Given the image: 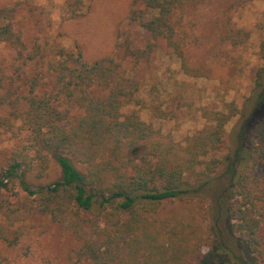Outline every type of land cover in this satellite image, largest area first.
Instances as JSON below:
<instances>
[{"label": "trees", "instance_id": "16d2710c", "mask_svg": "<svg viewBox=\"0 0 264 264\" xmlns=\"http://www.w3.org/2000/svg\"><path fill=\"white\" fill-rule=\"evenodd\" d=\"M200 1L133 0L128 20L151 38L143 46L126 39L120 45L125 57L139 65L161 40L185 66L175 15ZM224 29L222 44L234 51L248 44L249 31ZM0 44L24 46L14 8L0 9ZM227 58L235 64L241 60L231 52ZM48 72L49 88L39 87L37 78L15 101L6 98L12 120L2 119V127L14 135L25 130L27 137L19 139L0 170V264H5L1 247L17 246L36 217L74 237L72 264H208L209 255L201 249L209 239L201 229L184 219L162 218L160 209L169 201L199 196L221 169L230 180L219 215L223 226L264 264V68L254 89L258 97L247 110L204 109L206 126L185 143L163 137L137 112H123L126 105L140 103V84L115 56L91 60L61 48L48 61ZM239 114L237 142L225 154L227 125ZM153 115L173 116L159 107ZM49 163L59 167L61 179L34 189L30 176L41 180ZM16 182L27 196L5 197ZM214 200L219 203L220 197ZM213 243L209 263L223 264L227 255Z\"/></svg>", "mask_w": 264, "mask_h": 264}, {"label": "rangeland", "instance_id": "374dc122", "mask_svg": "<svg viewBox=\"0 0 264 264\" xmlns=\"http://www.w3.org/2000/svg\"><path fill=\"white\" fill-rule=\"evenodd\" d=\"M5 7L15 9V29L24 46L16 50L0 44V76L4 83L0 89V170L7 166L19 139L27 137L25 130L14 135L2 127V119L10 118L11 112L6 98L15 101L31 89L37 78L39 87L44 83L42 87L49 88L48 61L57 49L79 51L91 60L115 56L124 71L134 75L140 84V103L126 105L123 112H137L163 137L174 142L185 143L206 126L204 109L226 112L234 105L240 111L247 110L248 103L258 97L254 89L258 73L264 68V0L247 4L241 0H202L181 7L175 15V24L184 49L185 66L161 40H157L151 57L139 65L125 57L120 45L126 39L143 46L151 38L139 24L128 20L133 0H0V9ZM228 25L250 32L245 47L234 51L221 43L224 27ZM229 52L241 60L232 63L227 58ZM156 107L173 116L156 118L153 115ZM241 120L239 114L227 125L225 154L234 148ZM16 126L20 127L21 123L16 121ZM140 154L134 155L139 158ZM75 166L86 172L84 166L78 163ZM223 173V169L219 170L199 196L165 203L160 216L184 219L198 226L209 239L201 254L209 255L210 262L214 261L210 256L214 241L222 247L219 252L227 255L223 264H262L258 256L254 258L248 253L237 236L223 226L219 215L230 183ZM60 179L59 167L49 163L41 180L30 176L29 181L35 189ZM3 195L23 199L27 193L16 182L14 189ZM217 197L219 203H215ZM76 246L70 233L36 217L20 243L14 247L2 246L1 252L5 264H72L70 253ZM209 261L208 264L217 262Z\"/></svg>", "mask_w": 264, "mask_h": 264}]
</instances>
